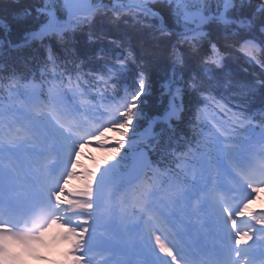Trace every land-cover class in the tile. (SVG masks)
I'll return each instance as SVG.
<instances>
[{
	"label": "snow or ice",
	"instance_id": "snow-or-ice-1",
	"mask_svg": "<svg viewBox=\"0 0 264 264\" xmlns=\"http://www.w3.org/2000/svg\"><path fill=\"white\" fill-rule=\"evenodd\" d=\"M107 127L122 139L70 191ZM262 189L264 0L0 11V264L43 258L54 226L64 264H264V210L247 211Z\"/></svg>",
	"mask_w": 264,
	"mask_h": 264
},
{
	"label": "trees",
	"instance_id": "trees-1",
	"mask_svg": "<svg viewBox=\"0 0 264 264\" xmlns=\"http://www.w3.org/2000/svg\"><path fill=\"white\" fill-rule=\"evenodd\" d=\"M12 6V0H0V11H7ZM86 41H81L82 51L87 52L86 50ZM163 66H161L157 72L155 73L154 78L158 77V75L162 72ZM147 104V103H146ZM160 105L156 103L155 93L148 99L147 111L154 112L159 108Z\"/></svg>",
	"mask_w": 264,
	"mask_h": 264
}]
</instances>
